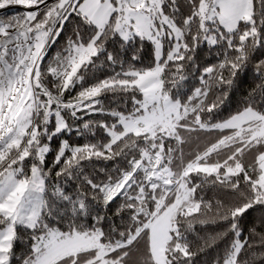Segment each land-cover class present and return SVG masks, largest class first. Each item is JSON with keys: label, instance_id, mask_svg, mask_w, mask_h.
Masks as SVG:
<instances>
[{"label": "trees", "instance_id": "16d2710c", "mask_svg": "<svg viewBox=\"0 0 264 264\" xmlns=\"http://www.w3.org/2000/svg\"><path fill=\"white\" fill-rule=\"evenodd\" d=\"M1 1V0H0ZM202 0H164L162 12L181 30L180 48L166 39L162 93L188 109L173 136L122 133L120 117L142 114L143 94L132 85L156 66L155 43L124 40L114 18L102 31L72 6L53 35L37 81L54 99L47 113L40 94L33 133L19 146L0 142V169L34 167L44 180L43 205L35 227L17 224L7 264H31L37 240L50 230L63 234L100 231L101 248L70 254L54 264H157L149 225L176 200L181 181L192 189V213L179 212L166 243L167 264H227L236 241L243 243L233 264H264V186L259 184L264 136L251 138V125L205 128L252 109L264 117V0H251L252 22L229 32L218 20L204 28ZM60 7L41 14L34 25L54 24ZM48 16V17H47ZM22 16L6 15V20ZM207 36H213L210 43ZM95 40L98 53L73 72L77 46ZM81 102L83 108L67 106ZM34 119V116H33ZM48 152L40 159L43 146ZM218 165L217 174L188 169ZM175 185L155 172L166 169ZM228 169H237L228 173ZM130 179L124 190L119 189ZM7 223L0 214V226Z\"/></svg>", "mask_w": 264, "mask_h": 264}, {"label": "rangeland", "instance_id": "374dc122", "mask_svg": "<svg viewBox=\"0 0 264 264\" xmlns=\"http://www.w3.org/2000/svg\"><path fill=\"white\" fill-rule=\"evenodd\" d=\"M40 0H1L0 1V111L8 107L10 93L13 92L14 78L25 71L28 60L32 56L35 60L39 54L37 64L31 74L30 86L26 96L20 97L16 108L11 109L7 117L8 123L4 129L0 128V142L9 137L6 146H19L25 137L24 149L29 141L35 126V116L39 108L38 98L40 94H46L53 104L60 107L64 105L54 99L45 90L41 92L36 88L39 67L45 55V51L62 23L64 16L72 6L78 5L79 12L87 20L96 25L100 31L114 18L116 32L124 39L129 40L134 36L149 39L155 43L156 66L144 73L132 75L137 78L132 82L143 94L141 104L142 114L138 116L120 117L119 124L123 132L109 129L108 134L113 141L125 134L134 133L141 135L173 136L176 132L178 121L188 114V109L181 106L162 93L160 61L165 52V40L173 41V47L169 57H173L180 48L182 32L180 28L162 12L164 0H70L69 5L60 7V14L56 13L54 24L43 23L34 25L37 18L49 11L62 0H52L41 8ZM200 12L204 28H208L207 22L218 20L220 25L229 32L234 31L241 21L252 22L251 0H202ZM19 14L20 22L15 18L6 20V15ZM65 13V14H64ZM48 17V16H47ZM42 35L38 43L36 35ZM210 43L214 42L213 36H207ZM37 47V48H36ZM98 53L95 40L87 46H77L74 57L71 59L72 70L76 71L80 66L89 62ZM20 72V73H19ZM23 87V81H18ZM70 108L78 110L83 108L81 102L67 104ZM34 116V119H33ZM264 117L252 109L214 125L201 124L205 128H237L241 129L247 124L261 122ZM8 124V125H7ZM9 126V127H8ZM251 138L258 139L264 136V126L255 123L249 127ZM48 152L45 145L40 151V159ZM262 159V160H261ZM264 170V155L261 156ZM9 164V163H7ZM0 169V214L6 217L7 223L0 226V264L8 263V252L15 234L17 224L27 227H35L43 205L44 180L39 168L32 169L29 178H19L23 172L21 165L15 168ZM261 165V163H260ZM261 167V166H260ZM199 170L208 174H217L218 165L195 164L188 171ZM237 169H228V173H236ZM155 176L164 183L175 185L169 170L163 169L155 172ZM259 184L264 186V172ZM192 189L185 181H181L176 190V200L165 211L155 216L149 225L151 251L157 264H167L165 256L166 243L170 238V232L174 229V219L179 212L192 213L196 210L191 204ZM243 243L237 240L233 252L227 259V264H233L235 257ZM100 231L89 234H63L58 230H50L43 234L36 242V258L31 264H54L67 255L78 252L101 248Z\"/></svg>", "mask_w": 264, "mask_h": 264}, {"label": "bare ground", "instance_id": "6f19581e", "mask_svg": "<svg viewBox=\"0 0 264 264\" xmlns=\"http://www.w3.org/2000/svg\"><path fill=\"white\" fill-rule=\"evenodd\" d=\"M52 0H40L39 1V7L41 8L44 5H46L47 3H49ZM41 37L42 35H36V37H34L35 39H37V42L39 43L41 41ZM37 48V47H36ZM33 52H32V56L29 58L28 60V67L25 71H21V74L17 75L14 78V84H13V92L10 93L9 98H8V107L4 106V109H2L0 111V128L4 129L5 128V124L3 123V121H6L8 123L7 117L10 115V113L12 112L11 109L12 107L13 110H15L16 108V103L18 101V99L20 97L26 96L27 90H28V85L30 86V79H31V74L37 64V61L39 59V54L36 56V59L33 60ZM20 73V72H19ZM18 81H23V87L21 86V84H18ZM3 120V121H2ZM8 125V124H7ZM9 127V126H8Z\"/></svg>", "mask_w": 264, "mask_h": 264}, {"label": "water", "instance_id": "95a60500", "mask_svg": "<svg viewBox=\"0 0 264 264\" xmlns=\"http://www.w3.org/2000/svg\"><path fill=\"white\" fill-rule=\"evenodd\" d=\"M69 3H70V0H62L59 3V7H65L66 5H69ZM35 85H36V88L39 89L41 92H43V93L45 92V89L41 86L39 81H36ZM44 97H45L46 103H47V113H49L51 110V107H52V100L46 94H44ZM129 180H130L129 178L127 180H125V182L123 183V185L119 189V193H121L124 190V188L126 187V185L129 182Z\"/></svg>", "mask_w": 264, "mask_h": 264}, {"label": "crops", "instance_id": "0c3cea01", "mask_svg": "<svg viewBox=\"0 0 264 264\" xmlns=\"http://www.w3.org/2000/svg\"><path fill=\"white\" fill-rule=\"evenodd\" d=\"M259 125L261 126V128L264 126V119H261V122L259 123ZM220 129H226V128H220ZM264 155V154H263ZM262 160V159H261ZM260 160V161H261ZM261 168H262V175H261V177L263 176V172H264V170H263V166H262V162H261ZM260 180H261V178H260Z\"/></svg>", "mask_w": 264, "mask_h": 264}]
</instances>
